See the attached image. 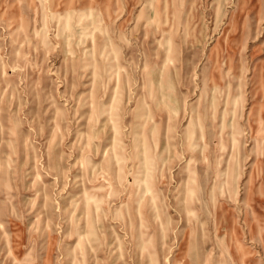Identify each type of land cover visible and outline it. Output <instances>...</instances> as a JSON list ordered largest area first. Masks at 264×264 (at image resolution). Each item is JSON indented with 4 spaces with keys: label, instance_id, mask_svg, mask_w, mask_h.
<instances>
[{
    "label": "rangeland",
    "instance_id": "374dc122",
    "mask_svg": "<svg viewBox=\"0 0 264 264\" xmlns=\"http://www.w3.org/2000/svg\"><path fill=\"white\" fill-rule=\"evenodd\" d=\"M0 264H264V0H0Z\"/></svg>",
    "mask_w": 264,
    "mask_h": 264
},
{
    "label": "bare ground",
    "instance_id": "6f19581e",
    "mask_svg": "<svg viewBox=\"0 0 264 264\" xmlns=\"http://www.w3.org/2000/svg\"><path fill=\"white\" fill-rule=\"evenodd\" d=\"M237 194V193H236Z\"/></svg>",
    "mask_w": 264,
    "mask_h": 264
}]
</instances>
